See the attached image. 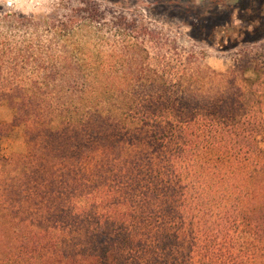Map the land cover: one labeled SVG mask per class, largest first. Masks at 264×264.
<instances>
[{
    "label": "trees",
    "instance_id": "1",
    "mask_svg": "<svg viewBox=\"0 0 264 264\" xmlns=\"http://www.w3.org/2000/svg\"><path fill=\"white\" fill-rule=\"evenodd\" d=\"M10 69L8 101L49 138L0 158V264H264L262 95H189V111L166 97L157 113L139 108L163 99L136 91L151 81L112 65Z\"/></svg>",
    "mask_w": 264,
    "mask_h": 264
},
{
    "label": "rangeland",
    "instance_id": "2",
    "mask_svg": "<svg viewBox=\"0 0 264 264\" xmlns=\"http://www.w3.org/2000/svg\"><path fill=\"white\" fill-rule=\"evenodd\" d=\"M257 5L256 0H0V158L20 162L32 144L49 138L46 131L38 135L8 101L11 84L2 80L14 81L12 66L112 65L113 77L120 69L151 81L136 91L163 99L139 108L157 113L172 109L166 97H176L175 107L189 111L182 98L214 92L242 94L251 106L253 94L264 97V27L255 30L249 22ZM168 147L176 153L174 144ZM35 195L31 192L30 208ZM52 256L47 248L45 258Z\"/></svg>",
    "mask_w": 264,
    "mask_h": 264
},
{
    "label": "flooded vegetation",
    "instance_id": "3",
    "mask_svg": "<svg viewBox=\"0 0 264 264\" xmlns=\"http://www.w3.org/2000/svg\"><path fill=\"white\" fill-rule=\"evenodd\" d=\"M233 10L230 11V14L232 13ZM230 16V15H229Z\"/></svg>",
    "mask_w": 264,
    "mask_h": 264
}]
</instances>
